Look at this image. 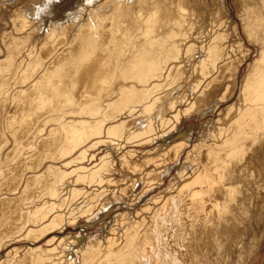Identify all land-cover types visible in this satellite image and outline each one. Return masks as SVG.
I'll use <instances>...</instances> for the list:
<instances>
[{
    "label": "bare ground",
    "instance_id": "1",
    "mask_svg": "<svg viewBox=\"0 0 264 264\" xmlns=\"http://www.w3.org/2000/svg\"><path fill=\"white\" fill-rule=\"evenodd\" d=\"M22 1L25 3L24 5L22 3V9L20 3H18L19 6H14L16 4L14 3L1 9L3 15L6 13V19L9 18V21L4 23V26L2 25L4 21H2V26L0 25V28L6 26V32L0 35V54L5 53L6 60L4 61H7V67H5V62L0 60V117L5 112L4 110H7L5 105H8V107L11 105L12 113L9 112L8 116L6 112V116L9 120L12 119L11 121L17 116H20L19 119L21 117L29 119L30 116L28 118L24 116V114L27 115L26 111H33L34 118L39 109L49 111V116H52L50 111L56 112L61 105L62 109L60 110L62 112L63 110L67 111V109H63V104H59V101L62 100L61 97L65 94L64 91H66V88L64 90L60 87L61 80L67 81L65 79L70 78L73 82L72 85H74L77 77H74V74L83 76L87 74L88 70L92 69V73H94L91 77L93 78V86H91L93 91L90 93V97L87 96L89 98L86 100L87 103L80 107L81 115L85 116L87 114L90 121L86 122L84 120L85 122H81L79 125L73 124L78 122L77 119L75 122L71 123L69 120L64 124L62 119H65L63 118L65 115L56 117V119H61V121L57 120L56 122H58V125L60 124L59 129H62L63 133L60 132L62 133L60 135L58 130L57 132L51 130L63 138L61 137L62 140L60 138L57 142L54 141L55 138H52L53 141L47 139L46 142H49L53 147L58 146L54 148L59 151L53 150L50 146L55 153L57 152L56 155L54 154L55 157L66 158L68 156L66 151H61L63 147L65 148V145L70 149L65 148L70 154L76 148L84 145V142H87L92 135L94 140L97 137L99 138L96 134H101L102 131L104 133L106 131L108 134H102L103 136L107 135L108 138L112 136L113 139L118 134V143H115L117 141L112 142L113 139H110L111 141L107 140L108 142H105V144L103 142V144L108 148L106 152L112 153L114 151L118 153V160L124 163L122 168H127L126 170L130 172L124 169L125 172L113 169L114 159H108V164L106 161L103 162L108 157L106 159L101 158L97 167L84 171L80 166L81 163L78 169L75 168L74 171L77 173L83 170V175L87 174L88 176H85L87 179L81 178V180L79 178L81 182L85 187L98 185L96 189L102 188L100 185L104 186L105 184L112 186L109 175L111 172L115 173V176L118 174L119 185L118 187L115 185V193L120 196V199L126 200L129 198L126 189L129 190L128 187H130L133 192L129 194L136 197L134 203L136 200L138 202L143 199L142 197L146 195L147 191L144 189L152 190L154 187H159L166 175L170 174L173 169L176 170L175 175L171 177L170 185L163 190H159L157 196L149 198L150 202L146 199L149 203H146V207L137 213L142 215L144 221L146 217L152 220L149 226L142 227L141 234L137 232L138 223L141 222L136 223L130 215L132 204L116 201L117 203L110 205L106 199L101 201L103 198L100 195V202H97L96 199L100 198L98 191V194H95V196L93 194V197L91 194L94 191L87 195L83 193L85 189L84 191L82 189L81 193L69 181L68 173L62 171L60 174V169L57 168L60 177H55L54 175H57L58 172L55 171L54 174L52 166H48L50 169L48 173L53 171V175L52 173L51 175L56 180L59 178L57 186L61 188L55 189V182V187L52 182L55 190L53 187L49 190L50 188L48 187V189L45 186L46 190L44 192L47 193L45 197L47 198L49 195L54 200L42 205L41 215L39 214L40 217L37 215L35 221H29L28 219H25V221L32 225L41 226V220L53 213L56 217L55 228H58L62 233L65 226L77 224L76 220L78 218H74L76 217L74 214L69 215L72 219L68 216L70 214L68 208L72 204L84 205L85 202L87 208L93 209L96 206L98 207V203H100L104 210L102 213H105V209L107 211L108 208H110L108 209L110 211L112 207L124 206L126 213H119L110 223L100 221L102 222L103 231L87 243V251H80L79 243L82 239L80 236H83V233L80 232L77 237H73L72 246L74 247L71 248L72 250L69 249L68 259H64L67 260V264H77L80 253H82L83 264L86 261L91 264L93 262H96V264H253L258 259L264 243V0H232L236 19H233L232 10L227 4L228 0H93L91 4H85L84 0H59L58 3L51 5L50 14L43 16V25L30 20L26 13L33 12L36 2L42 5L44 0H32V4L31 0ZM78 7H83V12L78 17L69 18L68 14L76 12ZM8 15L9 17H7ZM71 33H75V38H72L71 41L74 44V50H71V45L69 46L67 40ZM58 37L60 38L58 39ZM60 48H65V51L61 49V53H59ZM252 49L256 50L258 58L251 64L248 60ZM29 51L32 55L28 56L29 58L33 57L32 61L35 62V65L31 61L30 63L33 65L29 64L30 66H28L25 59H23L25 53H29ZM73 52H75L74 55L77 56V59L71 57L70 53ZM54 54H57V56L51 61L52 64L49 62L51 64V67H49L50 73H44L43 76L40 74L44 79V81L42 80L44 84L37 85L38 90L35 95V103H33L36 109L32 110L29 107L31 106L28 105L31 99L28 100L29 102L24 99L27 92L22 95L26 103H22L23 101L20 103L18 98V101L12 100L16 97L22 98L20 95L23 92L18 90L19 92H17L21 94L17 93L19 95L17 96L14 90L15 96L14 92L7 91V88L14 89L17 84L19 86L16 87H20V85L22 86L20 83L25 82V80L27 82L28 77L33 76L34 78L42 70L39 69V66L42 65H39V63L48 61ZM63 55L64 59L62 58ZM62 59L64 62H62ZM69 62L73 64L72 67L67 64ZM247 63H249L246 66L247 69L240 78L241 80L238 81V74ZM24 77L27 79L24 80ZM110 83L112 86L108 87L107 85ZM65 84L67 83L65 82ZM115 85H118V94L114 89ZM24 86L25 84L22 87ZM67 91H70V89ZM7 92H10L14 97L10 94L13 98L10 97L8 100L6 98L9 95ZM30 94L32 93H27L28 98H30L28 96ZM236 94V100L233 101ZM114 96H117L116 100L110 102ZM72 98L74 99V97ZM84 99H82L83 102H85ZM10 100L11 103H8L7 101ZM107 104H111L110 107L107 106L110 109L105 106ZM72 106L74 108L77 105ZM177 107H180V110L177 111L183 113L185 120L187 117L189 118L191 113L208 120L204 126L205 131H202L197 138V143L190 140L189 135L193 133L172 138V134L177 130L176 123L179 114L169 115ZM62 112H60V115ZM40 113H38V116L41 115ZM216 113H218L217 118L210 119ZM112 115H118V120L117 117L112 119ZM38 116L35 119L37 120L36 125L39 122L38 118H40ZM109 116L112 120L107 119ZM31 117L33 118V116ZM44 118V120L47 119L46 116ZM26 119L24 121L19 120L21 122H16V125L14 123L16 120L12 123L8 120L9 126L5 122L7 125L5 128L8 132L4 131V133H9L12 136L9 137L13 139L14 144L19 142L22 144L23 141H20L22 139L20 137L23 136L21 135L22 132H25V124L28 121H34V119ZM47 120L45 122H48ZM42 121H40L41 127L44 123ZM113 122L115 123L113 124ZM104 123L106 126L103 125ZM29 124L33 128L34 124L31 125V122ZM39 127L38 129H40ZM31 128L30 130H32ZM168 128L169 130H167ZM3 130H1L2 134ZM36 131V133L39 132L38 134L42 135L40 131ZM179 131L178 129L175 133ZM26 134L28 135V133ZM29 137L30 135L26 136L27 140L23 138L26 140V146L29 145L30 138L34 136ZM34 139L36 140V138ZM102 141L103 139L95 142V144ZM156 141H163L164 143L156 146L155 150H148L150 152H138L135 157L132 156L130 151L125 152L128 145H151ZM61 142L64 143V146H60L61 149H58ZM17 144L14 146L16 147ZM45 145L43 147L47 148V144ZM22 146H20L21 150H23ZM35 148H37L36 145ZM49 149H47V157L52 159L54 156L50 155L51 150L49 151ZM16 151L18 154L17 148ZM84 151L80 152L81 156ZM185 151L186 160L180 163ZM27 152L30 151L27 150ZM85 153L87 154V152ZM119 155L121 156L119 157ZM160 155L164 156L162 159L164 162L160 159L164 163L160 166L163 170L161 169L162 172L160 171V173L156 172V175L154 173L153 177L151 176L153 173L147 177V172L137 169L136 166H132V169L128 168L129 164L128 167L125 166L128 163L127 159L130 158L133 160L130 165L138 162V164H142L140 167L142 168L148 166V163L151 165L153 161L157 162ZM47 157L45 155V159ZM6 162L5 159L3 163ZM9 164H12V162ZM69 164L71 163L67 165L65 163L64 166L67 167ZM106 164L107 166L104 167ZM5 165L7 164L0 165V179L3 180V183L0 184V193L4 190L2 186L6 182V174L10 171V167L6 168ZM15 165L17 164L15 163ZM1 166L6 170L2 169ZM11 173L13 172L11 171ZM128 177L130 180L132 179L130 186L125 185V180H128ZM45 180L47 181V178ZM17 181L19 182V180ZM151 184L155 186L150 187ZM39 186L37 185V187ZM32 188L35 190L34 186ZM43 188L39 187L40 193L45 189ZM30 191L32 190L27 192ZM87 196L95 197L96 201L87 198ZM40 197L42 198L43 195H40ZM29 199L33 200V198ZM120 199L117 200L120 201ZM39 200L36 201L38 204L44 201L40 200L39 202ZM79 207H76V211L73 212L77 213ZM64 208L66 210H63ZM82 208L79 210V214H76L79 218L81 216L85 217V212L89 210L84 207L85 212H82ZM99 209L101 208L99 207ZM108 212L104 216L108 215ZM89 213L86 212V216ZM102 213H99V215ZM96 214L98 215L97 212ZM104 216H101L100 220ZM28 218L32 219L30 215ZM87 218L85 217V219ZM0 219L2 220V218ZM19 220L21 223L24 221L23 219ZM89 220L88 222H90ZM117 220L118 226L115 224ZM4 223L2 226L0 225L3 228L6 226V221ZM91 224L90 222L86 225L89 227ZM45 227L49 228V226ZM3 228L0 229L1 233L6 231ZM42 228L44 227L42 226ZM133 232L136 238H130L132 240L128 247H125L127 246L126 240H123L125 241V248L120 249L119 247L118 253H114L112 256H104L108 253L106 252L109 250L107 249L108 244L112 242L114 245L116 243L118 245L121 235L123 237L125 234L131 235ZM65 238L69 237L66 236ZM111 238L112 240H110ZM127 240L129 241V238ZM38 250L43 252L38 248L33 250V253L36 252L37 254ZM103 251H105L103 254L104 260L97 259V254H101ZM92 256H96V260H93ZM260 264H264V258Z\"/></svg>",
    "mask_w": 264,
    "mask_h": 264
},
{
    "label": "rangeland",
    "instance_id": "2",
    "mask_svg": "<svg viewBox=\"0 0 264 264\" xmlns=\"http://www.w3.org/2000/svg\"><path fill=\"white\" fill-rule=\"evenodd\" d=\"M19 1V2H18ZM22 0H8V1H3V0H0V25H1V23H2V21H4L3 23H2V25L4 24V23H6V22H8L9 21V18H7L6 19V13H4V15H3V12H1L2 10L1 9H4V7L6 8L7 6H11V5H13L14 3H16V4H14V6H19V4L18 3H20V6L22 5V3H23V5L25 4L23 1L21 2ZM30 1V0H29ZM9 2V3H8ZM28 2V1H27ZM31 2V4L33 3L32 2V0L30 1ZM29 2V3H30ZM9 4V5H8ZM227 4H228V6L230 7V9L232 10L231 12H232V14H233V19H236L235 17H236V12H235V9H234V6H233V4H232V0H228V2H227ZM39 4H37V2H36V4H35V6H38ZM2 7V8H1ZM23 8V6H21V9ZM1 14H2V16H1ZM7 17H9V15L7 16ZM1 25V26H2ZM5 25V24H4ZM3 25V26H4ZM1 29H2V31H1ZM4 32H6V26L5 27H1L0 28V35L2 34V33H4ZM75 34V33H74ZM74 34L73 33H71V36H69L68 38H67V40H68V42H69V46H70V48H71V50H74V44L71 42L72 41V38H75L74 37ZM62 37V36H61ZM35 38V37H34ZM49 38H51V37H49ZM60 37H58V39H59ZM71 42V43H70ZM74 47V48H73ZM69 48V47H68ZM61 49H63L64 51H65V48H60V51H58L59 53H61ZM62 50V52H64ZM66 50H68V49H66ZM72 52V51H71ZM58 53V54H59ZM75 54V52H73V53H70V55H71V57H73L74 59H77V56L76 55H74ZM258 53L256 52V50L254 49H252V53H251V55H250V58H249V60H248V62L249 63H253L257 58H258V55H257ZM3 55V56H2ZM31 56L32 55V53H31V51H29V53L27 52V53H25V55H24V57H23V59H25V63L27 62V64L26 65H28V66H30V65H33V64H31V63H34V65H35V62H33L32 60H33V57L31 58H29V56ZM69 55V56H70ZM57 56V54H54L48 61L46 60H43V61H45V62H40L39 63V65L40 64H42V65H40L39 66V69H42V70H40V73H38L36 76H34V78H33V76L32 77H30L31 78V81H30V78L28 77V79L26 78V77H24V80H25V78L29 81V83H28V81L26 82V80H25V82L26 83H28V84H26L25 82H21L20 84H22V86H23V84H25V86L24 87H22L21 85H20V87H16V86H19V84H17L16 86H15V88L13 89V88H10V87H8V85L6 86V88H7V91H11L12 93L14 92V90L16 91V95L17 96H19L18 94H21V93H18L19 91L18 90H20V91H22L23 93L20 95L21 97H22V95H24L26 92L29 94V93H32V94H30V95H28L30 98H28L27 97V93L25 94V96H24V99L25 100H27V102H29L28 100H30V103L28 104V105H31V106H29L30 108H32V110H35L36 109V106L33 104V103H35L34 101H35V95H36V92H37V90H38V86H40V85H43L44 84V79H42V77H41V75L43 76L44 75V73L45 74H49L50 72H49V67H51V64H52V60L54 59V57H56ZM21 57V58H22ZM26 57L28 58L27 60H26ZM60 57V56H59ZM2 58V59H1ZM6 58V55H5V53L3 54H0V60L1 61H4V60H6L5 59ZM63 59H64V55H63V57H62ZM30 59V60H29ZM62 59V60H63ZM61 60V61H62ZM0 61V62H1ZM32 61V62H31ZM5 62V64L7 63V61H4ZM4 62H3V64H4ZM31 62V63H30ZM51 64H50V63ZM62 62H64V60L62 61ZM45 63V64H44ZM249 63H247L246 65H244V67H242V69L240 70V72H239V74H238V81H240L241 79L240 78H242V76L244 75V72L246 71V69H247V67L246 66H248V64ZM4 64V65H5ZM30 64V65H29ZM49 64V66H47ZM70 67H72L73 66V64L72 63H67ZM42 66V67H41ZM5 67H7V64H6V66ZM48 67V68H47ZM138 68V67H137ZM44 69V70H43ZM134 69V68H133ZM136 69V68H135ZM48 71V72H47ZM51 71V70H50ZM134 71V70H133ZM41 74V75H40ZM93 74L94 73H92V69H90V70H88L87 71V74H85V75H79V74H74V77H76V81L74 82L75 84L74 85H72L73 84V82L71 81V79L70 78H66L65 80H67V81H64V80H61V86L60 87H62L64 90H65V88H66V91H64V93L65 94H63V96L61 97V99L59 98V100H61V101H59V104L61 105V104H63L64 105V107H63V109H67V111L69 112H67V111H64L63 110V112H62V110H60V109H62V105L60 106V108H59V110H58V108H57V110H56V112H55V114H54V112L53 111H50L51 112V114H52V116L53 117H55V118H50V117H52L51 115L49 116V111H47V110H40L39 109V112H37V114L35 115V118H34V115H33V111H28L29 113H31L30 115H29V113L26 111V114L27 115H25L24 114V116H27V118L30 116H33V118L31 117H29V119H26L25 117H21L20 119H19V117L20 116H17V118H14V120L13 121H15L14 123H15V125H16V122L17 123H20L22 120L24 121V119H26V120H30V119H34V121L32 120V121H28L29 123L31 122V125H33L34 124V126L36 127H34L33 126V128H31L30 127V124L27 122H25L26 124H28L27 126H26V124H25V127H24V130H25V132H22V134L21 135H25L26 133H28V135L26 134L24 137L22 136V137H20V138H22L20 141H23V142H21L22 144H20V142L18 143L20 146H22L23 144H25L26 142V140L28 139V138H26V136H29L30 135V137H31V135L32 136H34L33 138H36V140L34 139L33 140V138L31 137H29L30 138V141L31 140H33V141H29V145L28 146H26L27 145V143L24 145V146H22V149L23 150H21L20 149V146L17 144V143H15V144H17V146L15 147L14 145V143H13V139L11 138L12 136L9 134H7V133H4V131L6 132L7 131V128H5V127H7V125H6V123H8V126L10 125V123H12L13 121H11V120H9L8 119V117L6 116L7 115V113H8V116H9V114L10 113H12V109H11V105H9V107H8V105H5V108H7V110L5 109L4 111V113L3 114H1V117H0V125L2 126V129H1V126H0V135H3V136H0V137H2V138H0V165H4V164H9V163H11L12 162V164H9L8 166L7 165H5V167L7 168V167H10V171L6 174V182H4V186H2L3 188H4V190L3 191H1V193H0V216H2V217H0V218H2V220L0 219V225L2 226V224L6 221V226H5V228H3V227H1L0 226V229L1 228H3V230H6V231H3V233H1V235H0V264H44V263H47V264H52V263H60V261H61V263H63V264H67L68 262H67V260H64V259H68V257H69V252H70V250L69 249H71L72 247H74V246H72V242L74 241V240H72L73 239V237L75 236V237H77L79 234H80V232H82L83 233V236H80V238L82 237V239H81V242L79 243V245H80V251H87V246H88V244L87 243H89L92 239H94L95 238V236H97V235H100L101 234V232L103 231V227H102V222H106V223H110L112 220H113V218L116 216L117 217V215L119 214V213H126V209L124 208V206H118L117 208L115 207H112V210H108V209H110V208H108L107 209V211H106V209H105V213H102V212H104V210H103V206H100V205H102V204H100V203H98V207L96 206L95 208H90L89 209V207L87 208V204L84 202V205H81V204H79V205H74V204H72V205H70L69 206V212L68 213H70V214H68V216L69 215H73L74 214V216H76V217H74V218H78L77 220H76V225H67V226H65V228H64V230L62 231V233H60L61 231H59L58 230V228H55V219H56V217L53 215V213H52V215L50 214L49 216H47L48 217V219H47V217L46 218H43L42 220H41V226H37V225H32L31 223H29L28 221L26 222L25 221V219L27 220H29V221H35L34 219H36L38 216L40 217V215H41V211H42V205H44L46 202L47 203H49L50 201H53L54 199H52V198H50L49 197V195H48V199L45 197L46 195H47V193H45L44 191L46 190V188H45V186H47V188L49 189V190H51L52 189V182L54 183H56V187H55V183H54V187H55V189H57L58 187H59V189L61 188L60 186H57V184H58V182H57V180L59 179V178H57V180L54 178V176L55 177H57V176H59L58 174H59V171H60V174H61V172L62 171H64V172H66V173H68L67 174V177L69 178V181L75 186V188L77 189V190H80V192L82 193V189H83V191H84V189H85V191L83 192V193H86L87 195L88 194H91V192L92 191H94V193L92 192V194H91V196L93 197V194H94V196H95V194H98V192H99V194H98V196L100 195L103 199H101V197L100 198H98V199H96L95 197L94 198H92V197H90V196H87V198L89 197V198H92V200L93 201H96L97 200V202L99 201V199H101V201L102 200H107V202L111 205V204H115V203H120V202H125V203H127V204H132V209H131V218H133V220L136 222V223H138V222H141V223H138V230H137V232H139L138 234H141V232H142V227H146V226H149L150 224H151V222H152V220L150 219V218H148L147 219V217H146V220L144 221L143 219L144 218H142V215H139V214H137V213H139V210H141L142 208H145L146 207V203L148 204L149 202H150V200H148L149 198H151L152 196H157V194L159 193V190H163V189H165V188H167L169 185H170V180L172 179L171 177H173L174 175H175V172H176V170L175 169H173L172 170V172L170 173V174H168V175H166V177L164 178V180H163V183L159 186V187H154L155 185L154 184H151V186L150 187H154L155 188V190H149L148 188H146V189H144L145 191H147L146 192V195H144V197H142L143 199H140L138 202H137V200H136V202L135 203H137V204H135L134 203V201H135V199H136V197L134 196V195H130V194H132V189L130 188V187H128L129 188V190L128 189H126L127 190V192L126 193H128L127 194V196H129V198L128 199H120L119 197L120 196H118L117 195V193H115L116 191H114L116 188H115V185H116V187H118V174H116V176H115V173H110V175H109V178H110V181H112V186H107V184H105L104 186H102V185H100V187H102V188H97L96 189V187L98 186V185H96V186H94V185H91V186H86L85 187V185L81 182V180L83 179V178H85V179H87L86 177L88 176L87 174H84L83 175V170L85 171L86 169H91L92 167H97V164H99L100 163V160H101V158H104V159H106V157H108L106 160H104L103 162H105L106 161V163L108 164L109 163V160H112V159H114L115 160V164L113 165V169H115L116 171H120V170H122L123 172H125V171H128V170H126V169H124V168H122L123 166L122 165H124V163H122L121 161H119L118 160V153H115L114 151V153L112 152V153H108V152H106V150H108V148L106 147V145L104 146V144H105V142H108L110 139H113L112 138V136H111V138H110V136H109V138L107 137V133H106V131H105V133L102 131L101 132V134H96V136H99V138L97 137L95 140H94V138H92V136H91V138H89V140H87V142H84V145H81L80 146V148H76L73 152H71L70 154H69V151H67L65 148H67L68 150H70L68 147H66V145H65V148L63 147L64 145V143L63 142H61V144L59 145V148L58 149H61L60 148V146H62L63 148L61 149V151L63 150V151H66V153L68 154V156L66 157V158H58V156H56L55 157V155H56V153H55V151H59V150H56L57 148H54V147H56L57 145H55L54 147L53 146H51V144L48 142V143H46L47 142V139H48V141L50 140V141H53V139L52 138H55L54 139V141H56L57 142V140H59L62 136H60V135H62V129H59L60 128V124L58 125L57 123L58 122H56L57 120H59V121H61V119H59V118H57L56 119V117H62V115L64 116L63 118H65V119H62L63 120V123L65 124V123H67V122H69V120L71 121V123L74 121H77V119H78V122H75V123H73V124H81V122L82 123H84L85 121L86 122H89L90 121V118H88L89 116H87V114L85 115V116H83V115H81V113H80V107H81V105L83 106L84 104H86L87 103V99H89L88 97H90V93H92V91H93V88L91 87V86H93L92 84V82H93V78H91L92 76H93ZM40 76V77H39ZM72 78V77H71ZM33 79V80H32ZM70 81H69V80ZM88 79V80H87ZM38 80H40V81H42V82H37ZM36 81V82H35ZM65 82L67 83V84H65ZM69 82V83H68ZM34 83H35V85H36V87H35V85H34ZM39 83V84H38ZM71 83V84H70ZM84 83H85V87H84ZM33 84V85H32ZM29 85H31V86H29ZM38 85V86H37ZM68 85V86H67ZM77 85V86H76ZM64 86V87H63ZM75 88H74V87ZM83 86V87H82ZM108 87L109 86H112L111 85V83L109 84V85H107ZM32 87H34L35 89H33ZM30 89V91H28L29 89ZM26 89H28V90H26ZM70 89V91H67V90H69ZM87 89V90H86ZM116 91H117V94H118V85H115V88H114ZM24 90V91H23ZM75 90V91H74ZM91 92H90V91ZM18 91V92H17ZM34 92V95H33V92ZM77 91V92H76ZM80 91H81V93H80ZM89 91V92H88ZM25 92V93H24ZM70 92V93H69ZM75 92V93H74ZM9 95L11 94L10 92H7ZM18 93V94H17ZM69 93V94H68ZM72 93H74V94H72ZM80 93V94H79ZM84 94V95H83ZM7 96L6 98L9 100V98L10 97H14V95H15V92H14V95H10V96ZM15 95V96H16ZM65 95H67V96H65ZM75 95V96H74ZM85 97V99H84V97ZM33 96V97H32ZM88 96V97H87ZM12 97V98H13ZM32 97V98H31ZM72 97H74V99L72 98ZM116 97L117 96H114L113 97V99H111V101L110 102H112V101H114V100H116ZM236 97H237V94H236V96H235V98H234V100L233 101H235L236 100ZM11 98V99H12ZM19 99V101H20V103L22 102V103H26V101H24V99H23V97L22 98H19V97H16L15 99L13 98L12 100H17L18 101V99ZM64 98V99H63ZM81 98V99H80ZM21 99V100H20ZM69 99V100H68ZM72 99V100H71ZM77 99H78V101H77ZM82 99H84V101L85 102H83L82 101ZM65 100V101H64ZM74 100V101H73ZM63 101V102H62ZM72 101V102H71ZM76 101V102H75ZM8 103H11V100L10 101H7ZM13 102V101H12ZM62 102V103H61ZM74 102V104H72ZM13 104V103H12ZM58 104V105H59ZM77 105V106H74V108H72L73 106L72 105ZM80 104V106H78ZM110 105L111 104H107V105H105L106 107L108 106V107H110ZM68 106H69V108H68ZM72 106V107H71ZM105 107V109H107ZM10 108V110L8 111V109ZM79 108V109H78ZM69 109V110H68ZM74 109H76V110H74ZM108 109H110V108H108ZM107 109V110H108ZM38 110V109H37ZM70 110H73V111H70ZM79 110V111H78ZM177 110H180V107L178 108L177 107V109L175 110H173L172 112H171V115H169V116H173V115H178L179 114V117H178V122L176 123V127H177V130L179 129L180 131L179 132H177V133H173L172 135V138H176V137H178V136H180V135H182V134H185V135H189V133H193V134H191V135H189V137H190V140H191V142H198V137H199V135L202 133V131L204 132L205 130H204V126L206 125V122L208 121V120H206V118H200V117H197V115H195V113H191V115L189 116V118L187 117L186 118V120L184 119V117H183V113H179ZM41 111H44L43 113H40ZM78 111V112H77ZM7 112V113H6ZM10 112V113H9ZM45 112H46V114H45ZM60 112H62L61 113V115H60ZM38 113H40L41 115L40 116H38L39 114ZM67 113V114H66ZM126 113V112H125ZM175 113V114H174ZM219 113V112H218ZM218 113H216L214 116H212L210 119H215V118H217V114ZM43 114V115H42ZM60 115V116H55V115ZM69 114V115H68ZM74 114H76L75 116H74ZM47 115H48V117H49V119H48V117H47ZM12 116H16V115H12ZM23 116V115H22ZM37 116L38 117H40V118H38L39 120V122L40 121H42V118H43V121H42V127H41V122H40V124H39V122H37V125L35 124V122L37 121V120H35V119H37ZM46 116V118L48 119H46L48 122H45L46 120H44L45 117ZM67 116H69V117H67ZM71 116V117H70ZM87 116V117H86ZM113 116V115H112ZM66 117H67V119H66ZM77 117V118H76ZM85 117V118H84ZM117 117V120H118V115H114L113 116V118L112 119H114V118H116ZM5 118V119H4ZM10 118V117H9ZM23 118V119H22ZM81 118H83V119H81ZM121 118V117H120ZM198 118V119H197ZM21 120V121H19V120ZM72 119V120H71ZM74 119V120H73ZM82 121H81V120ZM107 119H111V117L109 116ZM111 119V120H112ZM4 120V121H3ZM6 120V121H5ZM11 121L10 123H9V121ZM25 120V121H26ZM66 122H65V121ZM79 120H80V122H79ZM85 120V121H84ZM180 120V121H179ZM8 121V122H7ZM19 121V122H18ZM185 121V122H184ZM6 122V123H5ZM51 122V123H50ZM54 124H53V123ZM4 123H5V126H4ZM112 123V122H111ZM115 122H113V124H114ZM180 123V124H179ZM39 124V125H38ZM48 124H49V126H48ZM96 124V123H95ZM43 125H45L44 127H43ZM94 125V124H93ZM103 125H105V123L103 124ZM38 126H40L39 128L40 129H38ZM55 126H58V127H55ZM106 126V125H105ZM33 130V132H32V130H30V128ZM55 127V128H54ZM41 128H43L42 130H43V132H42V130H41ZM57 128V129H56ZM4 129V130H3ZM27 129V130H26ZM31 131V134H30V132H29V130ZM38 130V131H40L41 132V134L43 135H40V134H38V133H36L37 131L36 130ZM51 129H53V131H55V132H57V130H58V133H60V132H62V133H60V135L58 134V133H55V132H53ZM182 129V130H181ZM191 129V130H190ZM1 130H3V134H2V131ZM117 131H118V128L116 129ZM167 130H169V128L167 129ZM183 131V132H182ZM8 132V131H7ZM49 132H51V133H49ZM33 133V134H32ZM53 133V134H52ZM197 133V134H196ZM36 135V137H35V135ZM102 134H107V135H102ZM147 134H148V132H147ZM20 135V136H21ZM51 135H53L54 137H52ZM9 136H11V137H9ZM38 136V137H37ZM47 136H48V138H47ZM102 136V137H101ZM59 137V138H58ZM95 137V136H94ZM105 137V138H104ZM117 137H118V134H117ZM114 138L113 140H112V142H114V141H117V142H115V143H118V138ZM23 138H26V140H24ZM45 138H46V140H45ZM58 138V139H57ZM63 138V137H62ZM62 138H61V140H62ZM196 138V139H195ZM43 141V142H45V143H43L41 140ZM103 139V141L101 142V143H99V144H95V142H97V141H101ZM106 139V140H105ZM37 140H40L39 142L37 141ZM60 140V141H61ZM108 140V141H107ZM195 140V141H194ZM14 141H15V138H14ZM92 141V142H91ZM111 141V140H110ZM28 142V141H27ZM38 142V143H37ZM91 142V143H90ZM103 142H104V144H103ZM164 142L163 141H156L154 144L152 143L151 145L150 144H144V145H142V146H133V145H128L127 146V148H126V150H125V152H127V151H130L131 152V154H132V156L133 157H135V156H137L138 155V152L140 153H147V152H150L151 150H155L156 149V146H158V145H161V144H163ZM4 144V145H3ZM38 144V145H37ZM41 144V145H40ZM45 144H47V148H45L46 147V145ZM93 144H95V145H93ZM32 145V146H31ZM35 145L37 146V148H35ZM43 145H45V147H43ZM3 147V149H2V147ZM27 148H26V147ZM30 146V147H29ZM53 148V150H55V151H53L52 150V148ZM28 147H29V149H28ZM31 147H33L34 148V150H33V148L31 149ZM58 147V146H57ZM16 148L18 149V151L20 152V154H19V152H18V154L16 153L17 151H16ZM45 148V149H44ZM48 148H50L49 149V151L51 150V156H54L53 158L54 159H57L56 161H53L52 159H51V157H47L48 155H47V152H48ZM86 149V151H84L85 149ZM107 148V149H106ZM155 148V149H154ZM12 149V150H11ZM28 151H30L29 153L27 152V150ZM110 149V148H109ZM26 150V151H25ZM82 150L84 151V154H82V156H81V153L80 152H82ZM148 150H150V151H148ZM33 151V152H32ZM60 151V152H61ZM24 152V153H23ZM26 152V153H25ZM31 152H32V154H31ZM52 152H54L53 154H52ZM60 152H58V153H60ZM85 152H87V154L85 153ZM80 153V154H79ZM107 153H108V155H107ZM29 154V155H28ZM49 154V153H48ZM55 154V155H54ZM63 154V153H62ZM65 154V153H64ZM66 154V155H67ZM24 155V156H23ZM27 155V156H26ZM45 155H46V159H45ZM59 155V154H58ZM78 155V156H77ZM149 155V154H148ZM17 156V157H16ZM18 156H19V158H18ZM30 156V157H29ZM33 156V157H32ZM104 156V157H103ZM109 156H111V157H109ZM121 155H119V157H120ZM146 156H147V154H146ZM79 157V158H78ZM80 157H83L82 159L80 158ZM113 157V158H112ZM129 157H131V156H129ZM163 155H160V158L157 160V162L156 161H153L152 162V164H151V162H150V164L151 165H149V163H148V166L146 165L145 167H142V168H140L141 166H142V164L140 163V164H138V162H137V164L134 162L133 163V165H130V164H132V162H133V160L132 159H130V158H128L127 159V165H125L126 167H128V164H129V167L128 168H130V169H132L134 166H136V168L138 169L139 168V170H142V171H145V173L147 172V177H149L152 173H153V175H151L152 177L154 176V173H155V175H156V172H158V173H160V171L162 172V170H163V168L162 167H160V166H162L164 163V160H162L163 159ZM186 151L184 152V154L182 155V157H181V159H180V163H182V162H184V160H186ZM6 159V161L8 162H6V163H3L4 161H5V159ZM38 158V159H37ZM48 158H50V159H48ZM74 158V159H73ZM78 158V159H77ZM100 158V159H99ZM185 158V159H184ZM4 159V160H3ZM20 161H19V160ZM44 159V160H43ZM59 159H60V161H59ZM62 159V160H61ZM73 159V160H72ZM90 159V160H89ZM109 159V160H108ZM145 159V158H144ZM163 161H161V160ZM16 160H17V162H19V163H17L16 162ZM42 160V161H41ZM49 160V161H48ZM72 160V161H71ZM74 160H77L75 163L73 162ZM79 160H81V161H79ZM37 161V162H36ZM59 161V162H58ZM108 161V162H107ZM145 161V160H144ZM17 164V165H15V163ZM24 162V163H23ZM99 162V163H98ZM14 163V164H13ZM35 163V164H34ZM42 163V164H41ZM66 163V165L68 164V163H71V164H69V166H67L66 167V165L64 166V164ZM78 163V164H77ZM82 163V164H81ZM166 163V162H165ZM38 164V165H37ZM73 164V165H72ZM75 164V165H74ZM79 164H81L80 166H82V168H83V170L82 171H79V172H75L74 170H76V169H78V166H79ZM107 164L106 165H104V167H106L107 166ZM156 164V165H155ZM159 164V165H158ZM161 164V165H160ZM14 165V166H13ZM25 165V166H24ZM156 167H155V166ZM1 166V167H2ZM35 166H37V167H34ZM48 166L49 167H51L52 166V169H53V171H54V174H55V171H56V173H57V175L55 174L54 176H52L53 175V171L51 172L52 173V175H51V173H48V172H50V169L48 168ZM133 166V167H132ZM159 167V169H157L158 167ZM13 167H15V168H13ZM56 167V168H55ZM74 167V168H73ZM35 170H34V169ZM58 168V170H56ZM76 168V169H75ZM103 168V167H102ZM154 168V169H153ZM2 169H4V170H6L4 167H2ZM55 169V170H54ZM125 171H124V170ZM157 169V170H156ZM162 169V170H161ZM19 170H22V171H19ZM25 170V171H24ZM37 170V171H36ZM11 171L13 172V173H11ZM72 171H74V173H72ZM15 172V173H14ZM128 172H130V171H128ZM21 173V174H20ZM42 173V174H41ZM20 174V175H19ZM23 174V175H22ZM75 174V175H74ZM124 174V173H123ZM131 174V173H130ZM47 175V176H46ZM16 176V177H15ZM22 176V177H21ZM41 176V177H40ZM80 176H83V177H80ZM86 176V177H85ZM14 177V178H13ZM44 177H46L47 178V181L45 180L46 178H44ZM60 177V176H59ZM146 177V178H147ZM15 178H16V180H15ZM35 178V179H34ZM42 178V179H41ZM81 180H80V179ZM88 178H90V177H88ZM129 178V177H128ZM44 179V180H43ZM49 179H51L50 181H48ZM14 180V182H12ZM17 180H19V182L17 181ZM41 180V182L43 181L44 183H39V181ZM53 180V181H52ZM55 180V181H54ZM132 180V179H131ZM131 180H130V178L128 179V180H125V185L126 186H130V184H131ZM8 181V182H7ZM10 181V182H9ZM33 181V182H32ZM46 181V182H45ZM35 182H37V183H35ZM116 182V183H115ZM3 183V180L1 181V179H0V184H2ZM15 183V184H14ZM17 183V184H16ZM31 183H32V185H31ZM33 183H35L36 184V186H35V184H33ZM48 183V184H47ZM133 183V182H132ZM45 184V185H44ZM47 184V185H46ZM82 184V185H81ZM37 185L39 186V187H44L43 189V192L42 193H40V189H39V187H37ZM44 185V186H43ZM113 185H114V187H113ZM32 186H34V189L35 190H33V188H32ZM51 186V187H50ZM107 186V187H106ZM24 187V188H23ZM37 187V188H36ZM54 187H53V189H54ZM88 187V188H87ZM32 188V189H31ZM105 188H107V189H105ZM109 188H111V189H109ZM159 188V189H158ZM54 189V190H55ZM130 189H131V191H130ZM29 190H32V191H30V192H27V191H29ZM39 190V191H38ZM88 192H87V191ZM109 190V191H108ZM40 194V195H43V197L41 198L40 197V195L37 193V192ZM98 191V192H97ZM106 191V192H105ZM113 191V192H112ZM129 191V192H128ZM149 191V192H148ZM23 192V193H22ZM35 192H36V194L38 195H36L35 194ZM90 192V193H89ZM107 192H110V193H108L107 194ZM29 193V194H28ZM33 193V195H31ZM44 193H45V195H44ZM101 193V194H100ZM113 193V194H112ZM116 194V196H114L115 194ZM130 193V194H129ZM103 195V196H102ZM23 196H24V198H23ZM29 196V197H28ZM97 196V195H96ZM126 196V197H127ZM134 196V197H133ZM35 197V198H34ZM28 198V199H27ZM29 198H33V200L32 199H29ZM138 198V197H137ZM23 199V200H22ZM36 199H40V200H44V201H42V202H44L43 204H42V202H40V200H39V204H38V202H36V201H38V200H36ZM96 199V200H95ZM116 199V200H115ZM117 199H120V201H118ZM146 199L149 201H146ZM22 200V201H21ZM28 200H30V201H28ZM92 200H90V201H92ZM25 201V202H24ZM34 201V202H33ZM117 201V202H116ZM143 201V202H142ZM22 202V203H21ZM27 202H31V203H27ZM100 202V201H99ZM27 203V204H26ZM34 203V204H33ZM145 203V204H144ZM15 204H16V206H15ZM37 204V205H36ZM82 204H83V202H82ZM86 204V205H85ZM90 204H91V202H90ZM134 204V205H133ZM145 206H144V205ZM143 205V206H142ZM3 206H4V208H6V209H4L3 208ZM6 206V207H5ZM73 206V207H72ZM78 206H80L79 208L81 209L82 208V206H83V208H82V212H85L84 210L86 209V210H88V211H86L87 213H89V215L88 216H86V212H85V217H88L87 219H85V217H83V216H81V215H79V216H81L80 218L79 217H77L78 215H76V214H79V210L80 209H78L77 210V213L75 212H73V211H76V209L78 208ZM34 207H37L36 209L33 208ZM42 207V208H41ZM71 207V208H70ZM75 207V208H74ZM77 207V208H76ZM84 207H86L85 209H84ZM99 207L102 209H99ZM4 210H3V209ZM99 210H98V209ZM9 209V210H8ZM70 209H72V210H70ZM74 209V210H73ZM97 209V210H96ZM37 210V211H36ZM63 210H66V208H64ZM91 210V211H90ZM94 210H96V211H94ZM93 211H94V213H93ZM100 211V212H99ZM109 211V212H108ZM6 212V213H5ZM35 212V214H33ZM73 212V213H72ZM96 212L98 213V215L96 214ZM106 212H108L109 214L108 215H106V216H104L105 214H106ZM5 213V214H4ZM14 213H16V214H14ZM81 213V212H80ZM93 215H92V214ZM99 213H102V214H100L101 216H104V218L102 219V220H100L102 217L99 215ZM40 214V215H39ZM81 214H84V213H81ZM27 215V216H26ZM29 215L31 216V218L32 219H30V218H28L29 217ZM38 215V216H37ZM91 215V216H90ZM11 216H13L12 218H11ZM18 216V217H17ZM25 216V217H24ZM37 216V217H36ZM51 216H53V217H51ZM97 216H100V217H97ZM16 217V218H15ZM20 217H22V218H20ZM55 217V218H54ZM70 217V216H69ZM90 217V218H89ZM92 217V218H91ZM9 218H10V220H9ZM52 218V219H51ZM73 218V219H74ZM99 218V219H98ZM19 219H23L24 221H22V223H21V221L19 220ZM70 219H72L71 217H70ZM89 219H91V220H89ZM75 220V219H74ZM88 220L92 223L89 227L86 225L87 223H90V222H88ZM4 221V222H3ZM11 222V223H7V222ZM17 221H19V222H17ZM45 221V222H44ZM53 221V222H52ZM100 221H102V222H100ZM144 221V222H143ZM17 222V223H16ZM24 222V223H23ZM47 222V223H46ZM14 223H16V224H14ZM25 223H28V224H26L25 225ZM51 225H50V224ZM5 224V223H4ZM11 224V225H10ZM49 224V225H48ZM53 224V225H52ZM112 224V223H111ZM115 224L117 225L118 224V220L115 222ZM9 225V226H8ZM21 225H23V226H21ZM32 225V226H31ZM134 225V224H133ZM4 226V225H3ZM26 226V227H25ZM37 226V227H36ZM42 226L44 227V228H42ZM45 226H49V228L48 227H45ZM50 226H52V227H50ZM118 226V225H117ZM137 226V225H136ZM9 227V228H8ZM86 227V228H85ZM133 227V226H132ZM36 228V229H35ZM38 228H40V229H38ZM46 228V229H45ZM50 229V230H49ZM30 230V231H29ZM43 231H45V232H43ZM12 232V233H11ZM79 233V234H78ZM17 234V235H16ZM85 235V236H84ZM131 235H133V236H131ZM131 235L130 234H125L123 237H122V235H121V237H120V241H119V244L117 245V243L114 245L112 242L110 243V244H108V246H107V249H109L110 250V248H111V250L109 251V250H107L106 252H108V253H106V254H104L105 253V251H103L101 254H97L98 256V258L96 257V256H92V259L93 260H96L95 259V257L97 258V259H100V260H104V256L106 255H109V256H112L114 253H118L117 251H118V248L120 247V249H123V247H124V245H125V241H123V240H126V245L127 246H125V247H128V245L129 244H131V240L132 239H135L136 238V236H134V232L133 233H131ZM69 237V238H65V237ZM71 236V237H70ZM130 236V237H129ZM6 237V238H5ZM23 237V238H22ZM74 237V238H75ZM139 237V236H138ZM71 238V239H70ZM84 238V239H83ZM129 238V241L127 240V239ZM130 238H132L131 240H130ZM65 239V240H64ZM118 239V238H117ZM3 240V241H2ZM67 240V241H66ZM70 240H72V241H70ZM110 240H112V238L110 239ZM123 241V243H122V241ZM2 241V242H1ZM128 242H130V243H128ZM32 243V244H31ZM75 243V242H74ZM74 243H73V245H74ZM3 245V246H2ZM68 246V247H67ZM111 246V247H110ZM112 246H116V247H112ZM122 246V247H121ZM124 247V248H125ZM38 248H40V250H43V252H40L39 250L37 251V254H36V252H34L33 253V250H35V249H38ZM67 248V249H66ZM27 249H29V250H27ZM73 249V248H72ZM71 249V250H72ZM29 253H27V252ZM49 253H48V252ZM53 251V252H52ZM111 252H113V253H111ZM64 253V254H63ZM78 253H80V252H78ZM111 253V254H110ZM25 254V255H24ZM31 254V255H30ZM36 254V255H35ZM81 255H82V253H80ZM103 254H104V256H103ZM41 255V256H40ZM61 255V256H60ZM68 255V256H67ZM81 255H80V257H81ZM94 255V254H93ZM118 255V254H117ZM58 256H59V258H58ZM46 257V258H45ZM79 257V259H77V264L79 263H82L83 264V257H81L80 258ZM31 258V259H30ZM37 258V259H36ZM52 258V260H50ZM61 258V259H60ZM103 258V259H102ZM264 258V243H263V246H262V249L260 250V254H259V256H258V259L253 263V264H260V262H261V260ZM35 259V260H34ZM48 259V260H47ZM59 259V260H58ZM91 259V258H90ZM89 259V260H90ZM92 260V261H93ZM36 263H35V262ZM98 261V260H97ZM9 262V263H8ZM60 263V264H61ZM85 264H91L90 262L88 263V261H86L85 262ZM93 264H96V262L94 263L93 262Z\"/></svg>",
    "mask_w": 264,
    "mask_h": 264
},
{
    "label": "clouds",
    "instance_id": "3",
    "mask_svg": "<svg viewBox=\"0 0 264 264\" xmlns=\"http://www.w3.org/2000/svg\"><path fill=\"white\" fill-rule=\"evenodd\" d=\"M59 0H44L42 5L35 6L34 11L31 13H26L28 18L34 22H38L43 25V16L50 14V8L53 3H58ZM85 4H91L93 0H84ZM83 12V7H78L76 12H70L68 14L69 18L78 17L79 14Z\"/></svg>",
    "mask_w": 264,
    "mask_h": 264
}]
</instances>
